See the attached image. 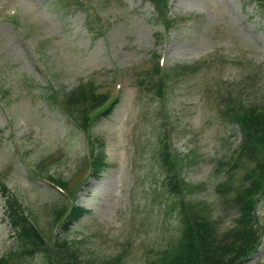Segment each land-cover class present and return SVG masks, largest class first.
<instances>
[{
	"label": "rangeland",
	"instance_id": "obj_1",
	"mask_svg": "<svg viewBox=\"0 0 264 264\" xmlns=\"http://www.w3.org/2000/svg\"><path fill=\"white\" fill-rule=\"evenodd\" d=\"M157 58L163 111L156 77L138 72ZM86 82L118 94L93 121L89 147L59 110L82 123ZM260 110L264 0H0V257L168 264L186 223L164 182L167 136L197 215L216 228L245 210L243 261L218 262L205 244L206 264H264ZM87 153L93 174L66 197L58 186L87 174Z\"/></svg>",
	"mask_w": 264,
	"mask_h": 264
},
{
	"label": "trees",
	"instance_id": "obj_2",
	"mask_svg": "<svg viewBox=\"0 0 264 264\" xmlns=\"http://www.w3.org/2000/svg\"><path fill=\"white\" fill-rule=\"evenodd\" d=\"M249 203L250 202H247L248 205ZM180 209L184 215L186 223L184 234L185 240H183L181 250L178 251L173 260L169 262L170 264H194L196 253H198V259L196 261L200 260L202 264H206L207 261H204V257L202 256V252H205L206 250V248L202 247L205 244L209 246L208 250H210L213 254L218 255V262L221 261L220 259L223 255H227L230 259H232L233 256V262H238L249 252L247 246L245 247V245H242L243 242H240V239L243 241L242 235L245 230L239 229L241 227V224L239 223L244 220L243 216L245 214V210L240 211L242 216L233 229L222 231L219 230L218 227L213 228L209 225L206 219L197 215L196 211L191 208L190 205H188L185 209L184 204L181 203ZM247 221L249 222L250 218H248ZM253 222H257L255 218L253 219ZM250 245H252V242ZM209 257L210 256H208V260H210ZM5 263L7 262H1L0 260V264Z\"/></svg>",
	"mask_w": 264,
	"mask_h": 264
}]
</instances>
